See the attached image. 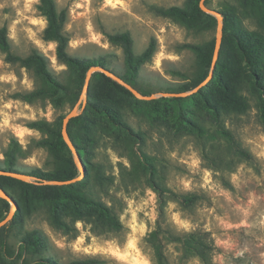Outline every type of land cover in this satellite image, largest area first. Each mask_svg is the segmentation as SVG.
I'll use <instances>...</instances> for the list:
<instances>
[{
	"label": "rangeland",
	"instance_id": "obj_1",
	"mask_svg": "<svg viewBox=\"0 0 264 264\" xmlns=\"http://www.w3.org/2000/svg\"><path fill=\"white\" fill-rule=\"evenodd\" d=\"M54 1L58 9L66 10L67 52L90 60L105 59L113 73H123L124 64L121 49L109 42L108 33L128 31L135 53H140L154 37L156 51L141 66L136 82L138 88L149 91L145 95H157L153 102L123 98V118L128 128H114L99 119L103 127L93 126L96 140L88 142L93 145L92 151L80 158L84 172H88L91 195L115 211L122 230L97 233L86 218H81L74 221L75 233L66 234L53 227L46 210L39 208L22 213V232L40 229L48 240L43 255L61 263L96 257L102 264H155L149 233L155 229L159 216L156 187H164L199 196L188 209L168 198L163 226L175 235L206 232L211 245L210 264H264V123L258 119L261 98L243 89L249 103L247 111L222 114L219 118L233 140L252 155L250 160L233 154L230 144L218 133L201 141L190 134H174L161 122L163 114H175L178 108L162 100L164 96L158 93L169 85L186 83L193 75L194 54L185 44H201L214 38L216 26L194 32L173 18L157 14L153 8L189 9V0ZM38 2L0 0V27L7 29L12 53L26 56L36 49L47 58L48 69L64 80L67 66L56 58L55 43L43 39L46 20L37 8ZM207 6L236 15L246 30L264 37V29L256 20L260 12L251 0H209ZM4 57L0 50V166L3 151L13 136L22 149V157L17 160L21 168L50 170L46 148L35 144L44 135L28 124L35 120L54 122L78 100L60 107L53 106L47 98L24 100L21 95L33 90L39 81L30 68L7 62ZM91 93L96 95L94 90ZM86 97L87 93L79 102L78 114ZM202 103L198 98L194 103L187 102L192 111L200 109ZM132 105H138L141 112L135 113ZM141 153L149 157L146 168ZM75 163L80 174L81 165L76 160ZM91 163H98L110 180L101 185L93 179ZM76 207L86 212L80 205L67 203L63 208L66 221L72 222ZM21 234L8 237V245L15 252L10 257L0 252V264L24 263L27 256L16 250ZM163 243L166 264H203L197 255L186 250L182 240L171 242L163 238Z\"/></svg>",
	"mask_w": 264,
	"mask_h": 264
},
{
	"label": "trees",
	"instance_id": "obj_2",
	"mask_svg": "<svg viewBox=\"0 0 264 264\" xmlns=\"http://www.w3.org/2000/svg\"><path fill=\"white\" fill-rule=\"evenodd\" d=\"M38 1L37 8L46 20L42 32L43 39L55 43L56 58L67 66L64 80H60L48 69L47 58L36 49L31 50L26 56L12 53L5 26L0 27V50L4 53L7 62L19 63L30 68L39 81L38 86L33 90L21 95L24 100L47 98L55 107H60L64 103H75L82 92L88 69L91 66H102L109 70L110 68L106 66L105 59L90 60L70 55L67 52L69 38L64 30L66 10L58 9L54 0ZM251 1L257 5L260 12L256 17L257 24L264 29V0ZM208 2L209 0H205L206 5ZM189 3L191 4L189 9L186 6L153 8L157 14L173 18L194 32H202L216 26V18L200 9L199 0H189ZM220 12L223 16L222 38L211 79L189 96L162 97V100L177 106L178 112L163 114L161 122L174 134H190L201 141L214 138L218 133L230 144L229 149L233 154L241 159L250 160L252 155L233 140L232 133L221 125L219 118L222 114H242L247 111L249 103L247 97L242 94V90L246 89L250 94H257L261 98L258 104V119L264 123V37L246 30L236 15L226 11ZM107 39L122 52L124 72L114 71V73L142 94H148L149 91L137 87L136 77L141 66L149 61L156 51L155 38H150L140 53L134 52L133 39L128 31L108 33ZM214 45L215 37L201 44H185L194 54L193 75L189 81L177 87L167 86L164 92L187 91L205 80L210 72ZM91 90H94L96 95H92ZM125 97L135 96L104 73L95 71L91 74L86 104L82 112L72 117L67 124V134L80 158L83 154H90L92 151L93 145H88V142L93 143L96 140V129L93 126L103 127L99 119L106 120L114 128H128L122 111L124 108L122 99ZM197 98L203 101L202 107L192 111L187 102L194 103ZM132 107L135 113L141 112L138 105ZM64 115H60L54 122L35 120L28 124L44 135L35 141V144L46 148L52 164L50 170H42L39 167L21 168L17 160L22 157V149L13 136L10 137L3 151L0 169L22 172L39 181H62L77 177L79 173L72 152L61 136ZM147 116L154 118L150 114ZM141 154L145 159L142 162L146 168L149 165L147 163L149 157L145 153ZM91 165L94 170L93 179L99 184L102 185L110 180L98 163ZM88 183V172H84L80 180L66 185L34 184L0 175V188L17 204L11 220L0 228V252L5 256H13L15 250L8 245V237L12 233L21 234L22 213L39 208L46 210L48 220L53 227L66 234L75 233L74 221L81 218H86L93 231L97 233L120 232L123 226L117 214L110 206L91 195ZM156 188L159 216L155 229L149 233L155 264H166L167 261L163 250V238L171 242L182 240L187 251L197 255L203 264H210L211 245L206 232L196 231L175 235L166 225L163 226L164 205L168 198L176 201L182 208L188 209L199 196L194 193H175L164 187ZM70 202L86 210L82 213L81 209L76 207L72 222L66 221L63 211L64 206ZM9 209L10 203L0 197V220L8 214ZM47 247L48 240L45 234L38 228H32L22 232L16 250L19 254L27 256L23 264H102V261L96 257L77 258L61 263L43 255Z\"/></svg>",
	"mask_w": 264,
	"mask_h": 264
},
{
	"label": "water",
	"instance_id": "obj_3",
	"mask_svg": "<svg viewBox=\"0 0 264 264\" xmlns=\"http://www.w3.org/2000/svg\"><path fill=\"white\" fill-rule=\"evenodd\" d=\"M199 7L202 11H204L208 14H211L216 18L215 45H214V51H213V56H212L210 72H209L208 76L205 78V80L201 81L196 87H194L192 90H190L188 92H160V93H158L161 96H164V97H185L191 93L198 91L201 87H203L205 84H207L208 81L212 77V72H213V69L215 67V63H216V60L218 57L219 48H220V44H221L223 16L219 10L208 7L205 4V0H199ZM95 71L102 72L105 75H107L108 77H110L111 79L118 82L119 84L123 85L137 99L151 100V99L155 98L157 95V94H150V95L142 94L136 88H134L129 83L125 82L123 79H121L119 76H117L115 73H113L109 69L102 67V66H91L86 73L84 85H83L82 92L79 96L78 101L75 103V105L67 113H65V115L63 116L62 125H61V136H62L64 142L66 143V145L68 146V148L70 149V151L72 152V155L74 156L76 162L79 165H81V160H80V157H79L72 141L70 140V138L67 134V124H68V121L72 117L78 115L77 109H78L79 102L85 97V95L87 93V89H88L90 76ZM0 175L11 176L13 178H16V179H19V180H22L25 182H31L34 184L66 185V184H70V183H73V182L80 180L84 175V167L81 165L80 174L77 177L72 178L70 180H62V181L61 180L39 181V180H36L34 177H31L30 175H27L25 173L17 172V171H8V170H3V169H0ZM0 197L3 199H6L10 203V209H9L8 214L3 219L0 220V228H1L2 226L7 224L11 220L14 212L17 209V204H16L15 200L1 188H0Z\"/></svg>",
	"mask_w": 264,
	"mask_h": 264
}]
</instances>
